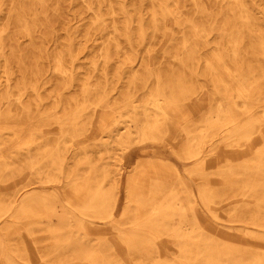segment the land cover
Masks as SVG:
<instances>
[{
    "label": "rangeland",
    "instance_id": "374dc122",
    "mask_svg": "<svg viewBox=\"0 0 264 264\" xmlns=\"http://www.w3.org/2000/svg\"><path fill=\"white\" fill-rule=\"evenodd\" d=\"M125 1L130 14L135 18L142 16L147 26L149 0ZM254 1L261 9L252 15L258 23H264V0ZM211 2L215 9L217 4ZM183 3L191 11L188 0ZM63 15L64 26L57 29L59 42H63L65 29H76L80 34L79 45L88 54H81L73 65L65 61V73L54 72L51 59L43 60L45 70L38 78L37 90H27L23 98L33 122L27 119L23 107L14 102L17 89L10 87L21 81L22 73L15 62L9 64L7 51L0 49V202L9 208L0 218V264L6 263L3 251L10 264H96L102 258L114 264L178 263L179 247L190 245L187 238L207 234L217 239L215 225L237 234L229 235L236 247L264 254V242L247 240L248 228L255 231L257 228L245 224L250 222L249 216L255 213L257 200L264 193L261 188L251 191L244 187L249 182L264 184V172L243 170L264 151V120H261L264 74L255 73L259 85L252 101L234 97L232 87H220L216 91L203 73L202 63L192 73L182 68L175 59L164 56L168 44L159 37L140 45L136 23L132 26L133 50L129 51L122 42L123 53L104 66L103 59L97 56L101 40L94 43L85 40L87 32L91 36L94 33L93 14L75 2ZM114 17L119 25L123 23L122 15L116 12ZM4 21L2 14L0 24ZM26 39L19 37V42L26 45ZM214 39V35L210 37L211 43ZM44 40L48 54L60 47L59 42L52 43L47 36ZM205 53L211 54L209 46ZM34 60L28 59L27 65L31 67ZM35 77L27 75L28 79ZM177 82L188 93L184 90L187 94L181 95L167 89L165 96H160L162 109L168 113L165 116L150 104L145 106L160 122L157 133L141 141L135 134L132 118L141 109L137 105L158 87L157 83ZM9 92L14 95L7 99ZM172 98L178 102L167 105L165 101ZM101 99L103 102H98ZM126 99L134 102L127 108L124 103L130 100ZM231 101H237L236 108ZM218 106L231 109L237 127L245 129L251 123L252 126L239 132L234 142L222 141L217 133L206 139L200 150L202 157L206 155L205 160L199 157V160L183 161L174 155L170 145L177 148L187 143L192 134L201 130L202 120ZM71 114L78 116L77 136L66 135L55 123V119ZM44 115L47 119L34 121ZM103 125L111 130L110 134L102 131ZM28 132L35 134L33 142L26 145L22 142L27 140ZM245 134L249 135L244 137ZM28 146L32 150L30 154L26 153ZM58 147L61 153H53ZM44 149L48 151L42 154ZM50 158L59 163L58 167L49 163ZM163 163L174 167L176 174L162 167ZM148 166H154L169 178L161 197L174 196L169 202L173 210L171 219L160 233L148 229L137 231L133 225L149 216L152 206L162 198L154 201L151 197L144 198L140 210L126 199L127 178ZM226 170L234 172L226 178L228 182L223 179ZM97 185L111 194L106 212L95 213L84 208L88 195ZM74 186L77 195L73 193ZM201 190L216 196L214 201L206 205L201 200ZM220 193L223 195L217 201ZM30 194L35 197L28 207L29 213L16 216L21 201ZM171 230L187 236L173 237L166 233ZM130 236L141 237L149 244L130 243L125 239ZM60 239L63 245L57 242Z\"/></svg>",
    "mask_w": 264,
    "mask_h": 264
},
{
    "label": "bare ground",
    "instance_id": "6f19581e",
    "mask_svg": "<svg viewBox=\"0 0 264 264\" xmlns=\"http://www.w3.org/2000/svg\"><path fill=\"white\" fill-rule=\"evenodd\" d=\"M75 2L81 3V8L94 16L91 23L94 33L91 36L87 32L85 40L86 43L101 40L97 56L103 59L104 66L110 64L113 57H119L123 53L122 42L127 44L129 51L133 50L132 43L135 32L132 26L136 23V34L140 45L159 37L165 44H168L167 49L163 52L164 56L175 59L182 68L188 69L192 73L198 67L200 68L202 63L203 73L209 77L216 91L220 87L225 89L232 87L234 97L237 99L253 100L252 95L255 91L257 92L259 85L255 73L264 74V23H258L252 15L254 11L260 12L261 9L260 4H257L254 0H213L217 4L215 9L211 0H188L192 5L191 11L186 9L183 0H149V7L151 8L147 26L142 16L137 15L135 18L130 14L125 0H0V20L1 15L5 14V21L2 25L0 24V49L4 52L7 51L9 64L12 61L15 62L22 73L21 81L10 87L17 89L16 97L13 100L18 106L23 107V111L30 122H33V118L30 117V110L24 107L23 98L27 90H37L36 87L40 83L38 78L45 70L43 60L51 59L53 71L65 73L67 68L65 61L69 65H73L81 54H88L79 45L80 34L76 29H65V37L62 43L59 42L57 36V29L64 26L63 11L72 8ZM140 3L142 2L140 1ZM116 12L122 15L123 18V23L120 25L114 17ZM169 27H172V30H169ZM213 35L215 39L211 43L210 37ZM44 36H47L52 43L59 42L60 47L55 49L53 53L48 54L47 49H45L46 39L44 40ZM19 37H27V44L23 45L19 42ZM148 38L150 39L148 40ZM207 46H209L211 54L205 55ZM30 58L35 59L31 67L26 62ZM27 75H36L37 77L28 79ZM70 81L72 82V80ZM157 86L146 99L137 105L141 109L132 116L134 127L137 130L135 134L141 141L150 139L153 134H156L160 122L158 116L149 113L145 106L150 104L165 116L168 113L162 109L161 100L163 99L160 96H165L167 89L181 95L188 93L181 82L175 84L157 83ZM171 91L168 93L170 94ZM13 95L9 92L6 98L10 99ZM98 102H103V99ZM165 102L170 105L176 104L178 100L172 98ZM231 102L233 108H236L237 101ZM129 103L134 102L131 100L126 101L124 107H129ZM44 117L47 119L44 115L34 121L44 120ZM77 117L76 114H71L66 118L55 119V123L59 125L61 130L66 132V135L77 136L79 132V129L76 128L78 124ZM214 118L215 121H213ZM113 120L115 121V118ZM261 120H264V117ZM200 126L202 127H200L201 130L197 134H192L187 143L181 144L177 148L170 145V150L179 159L190 161L196 158L199 160L200 157L201 160H205L206 155L202 157L200 150L206 139H212L213 135L217 133L222 141L226 143L234 142L238 137V133L247 131L252 123L246 126L245 129L237 127L231 109L218 106L209 112V115L202 120ZM101 129L102 131L107 130L106 132L110 134L111 130L106 125H103ZM10 130L15 135L17 134L14 129ZM34 134L35 132L26 133L27 140L22 143L26 145L32 143ZM248 135L243 136L247 137ZM127 140L126 137L125 142ZM30 148L29 146L26 148L27 154L32 151ZM44 151L42 154L47 153L48 149H44ZM57 152L61 153L59 147L53 150V153L56 154ZM257 158L256 162L250 166H245L243 170L249 169L256 173L264 172V151L259 152ZM54 161L53 158H50L49 163L58 167L59 163L56 164ZM161 166L167 168L171 174H176L174 167L166 163ZM29 168H33V166ZM223 172L225 173L223 179L228 182L229 179L226 178L234 172L232 170ZM168 182L169 178L165 173L158 171L154 166H148L137 175L127 178L125 183L126 199L140 210L141 201L144 198L151 197L154 201V198L158 199L162 194L164 195L163 192ZM97 186L95 191L88 195L89 200L86 201L84 208L86 210L91 209L95 213L106 212L112 200L111 194L100 185ZM225 186L228 187V184ZM244 187L251 191L261 188L264 193V184L262 183L249 182ZM77 192L78 189L75 187L74 195H77ZM169 195L161 197V201L152 206L151 214L145 218L142 217L133 227L137 231L148 229L154 230L156 233L166 229L173 211L169 202L174 200V196L171 194L169 197ZM219 195L221 197L223 194H217V201H219ZM200 196L206 205L216 198V196L208 194L205 190L200 191ZM34 197V194L25 197L15 215L28 214V207L34 202ZM263 202L264 195L257 200L255 213L249 216L250 222L245 223L257 228L256 231L252 229L250 231L248 228L247 240L254 238L264 242V231L258 229L264 228ZM8 210L9 208L1 205L0 202V218L5 216ZM213 228L217 229V239L207 234L199 237L196 234L195 239L187 238L186 240L189 241L190 245L179 247L180 261L165 264H264V254L236 247L229 238V235H233L232 233L221 230L216 225ZM166 233L176 238L185 239V236H187L179 230L166 231ZM233 236H237V234ZM125 239L130 243L149 244V241L141 237L130 236ZM57 242L63 245L61 239ZM129 249L132 248L129 247ZM3 255L6 260L5 264H10L5 251H3ZM96 264L114 263L102 258Z\"/></svg>",
    "mask_w": 264,
    "mask_h": 264
}]
</instances>
